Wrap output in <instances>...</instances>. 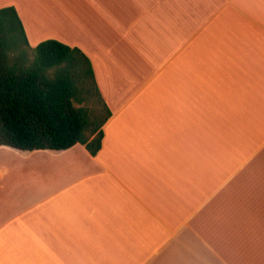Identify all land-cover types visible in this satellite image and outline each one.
Returning a JSON list of instances; mask_svg holds the SVG:
<instances>
[{
    "label": "crops",
    "instance_id": "obj_1",
    "mask_svg": "<svg viewBox=\"0 0 264 264\" xmlns=\"http://www.w3.org/2000/svg\"><path fill=\"white\" fill-rule=\"evenodd\" d=\"M7 5L111 115L94 156L0 145V264H264V0Z\"/></svg>",
    "mask_w": 264,
    "mask_h": 264
},
{
    "label": "trees",
    "instance_id": "obj_2",
    "mask_svg": "<svg viewBox=\"0 0 264 264\" xmlns=\"http://www.w3.org/2000/svg\"><path fill=\"white\" fill-rule=\"evenodd\" d=\"M110 115L81 49L53 38L31 46L16 9L0 7V145L58 153L81 144L94 156Z\"/></svg>",
    "mask_w": 264,
    "mask_h": 264
},
{
    "label": "bare ground",
    "instance_id": "obj_3",
    "mask_svg": "<svg viewBox=\"0 0 264 264\" xmlns=\"http://www.w3.org/2000/svg\"><path fill=\"white\" fill-rule=\"evenodd\" d=\"M16 159V158H15ZM20 160V159H19ZM13 161H16V160H13ZM21 162V161H20ZM38 162V161H37ZM15 163V162H14ZM26 163H27V161H26ZM26 163H24V164H22L23 166L24 165H28V164H26ZM34 163H36V162H34ZM42 163V162H41ZM39 164V163H38ZM19 165V164H18ZM22 165L21 166H19V167H22ZM36 165V164H35ZM40 165V164H39ZM30 166H33L32 164L30 165ZM33 167H35V166H33ZM27 169V168H26ZM23 170V169H22Z\"/></svg>",
    "mask_w": 264,
    "mask_h": 264
}]
</instances>
